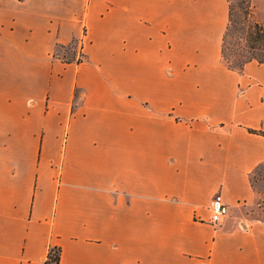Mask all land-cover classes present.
Instances as JSON below:
<instances>
[{
	"label": "crops",
	"instance_id": "obj_1",
	"mask_svg": "<svg viewBox=\"0 0 264 264\" xmlns=\"http://www.w3.org/2000/svg\"><path fill=\"white\" fill-rule=\"evenodd\" d=\"M228 11L0 0V264H264V64L224 62Z\"/></svg>",
	"mask_w": 264,
	"mask_h": 264
},
{
	"label": "rangeland",
	"instance_id": "obj_2",
	"mask_svg": "<svg viewBox=\"0 0 264 264\" xmlns=\"http://www.w3.org/2000/svg\"><path fill=\"white\" fill-rule=\"evenodd\" d=\"M232 7V17L230 29L225 39V51L227 60L223 59L229 68L237 69L236 65L241 64L252 55L263 57L264 54V38L258 43H255V24L264 25V23H257L252 15V8L248 14H244L240 7V0H230ZM229 10V3H228ZM229 14V11H228ZM229 18V15H228ZM229 23V19H228ZM252 33V34H251ZM253 46H259L252 49ZM81 42H73L66 46L56 47L54 55L60 59L83 60ZM254 61V60H253ZM255 187L257 191L263 195L264 200V171L260 170L259 174L255 176ZM264 204V201H263Z\"/></svg>",
	"mask_w": 264,
	"mask_h": 264
},
{
	"label": "trees",
	"instance_id": "obj_3",
	"mask_svg": "<svg viewBox=\"0 0 264 264\" xmlns=\"http://www.w3.org/2000/svg\"><path fill=\"white\" fill-rule=\"evenodd\" d=\"M18 1H22V0H18ZM227 2L229 3V23L227 25V28H226V31L223 35V40H222V45H221V56L223 59L227 60V54H226V51H225V39H226V35L230 29V23H231V17H232V7H231V4H230V0H227ZM250 5H251V0H240V8L243 9L244 11V14H248L249 13V10H250ZM255 43H258L260 42L261 40H263L264 38V25H259V24H255ZM252 34V33H251ZM257 47L259 46H253L251 47L252 49H256ZM263 57H260V56H256L255 54L252 55L250 58H247L244 62H242L241 64H237L236 65V68L238 70H240L244 64L250 62V61H257L258 63H261V64H264V54H262ZM65 62H75V63H80L81 61L80 60H71V61H68L66 59H61ZM260 170H263L264 171V162L260 163L258 166L255 167V169L251 172V174L249 175V183L252 187V189L256 192H258L257 188L255 187V176L257 174H259ZM260 193V192H258ZM59 261V250L58 249H52V253H50V255L48 256L47 258V261H46V264H57Z\"/></svg>",
	"mask_w": 264,
	"mask_h": 264
},
{
	"label": "built area",
	"instance_id": "obj_4",
	"mask_svg": "<svg viewBox=\"0 0 264 264\" xmlns=\"http://www.w3.org/2000/svg\"><path fill=\"white\" fill-rule=\"evenodd\" d=\"M208 211L210 213L209 222L213 225L219 224L228 214V209L220 194H216L208 203ZM49 249L48 256L52 253Z\"/></svg>",
	"mask_w": 264,
	"mask_h": 264
}]
</instances>
